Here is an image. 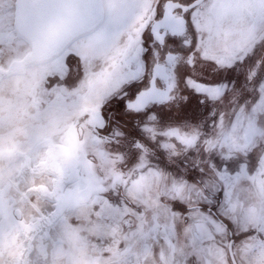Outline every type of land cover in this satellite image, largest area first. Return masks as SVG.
<instances>
[{"label":"rangeland","instance_id":"rangeland-1","mask_svg":"<svg viewBox=\"0 0 264 264\" xmlns=\"http://www.w3.org/2000/svg\"><path fill=\"white\" fill-rule=\"evenodd\" d=\"M165 1L104 0L107 46L94 32L1 79L0 264H231L229 240L248 249L223 227L222 235L208 229L214 238L194 237L173 209L203 198L204 187L177 172H204L206 149L226 143L228 113L264 121V0H205L189 13L195 46L174 77L181 113L157 107L150 122L117 105L129 83L147 82L148 27ZM15 14L16 0H0L4 70L32 52ZM203 126L215 129L203 135ZM109 156L122 164L119 173L109 164L106 177L99 169ZM88 158L97 181L82 189L90 188Z\"/></svg>","mask_w":264,"mask_h":264},{"label":"snow or ice","instance_id":"snow-or-ice-1","mask_svg":"<svg viewBox=\"0 0 264 264\" xmlns=\"http://www.w3.org/2000/svg\"><path fill=\"white\" fill-rule=\"evenodd\" d=\"M103 5L104 0H71L70 5L76 18L75 30L77 32L95 30L102 47L108 45L109 34L113 30L110 21L105 17ZM162 18L163 13L157 17L158 20ZM163 43L166 47L168 44H178L179 41L170 38ZM160 50L158 47L157 51ZM125 91L129 92L130 96L127 102L120 99L117 105L119 108L132 109L135 107L137 111L143 109L145 113L155 110L157 102L150 99L147 94L148 85L143 81L129 83ZM101 115L103 116V113ZM246 155L250 159V154ZM202 163L208 175L201 172L199 167L191 170L186 167L184 173L177 172V176H184L188 183L196 184L198 187L209 185L204 187L203 198L196 201L195 194H193L188 204L177 201L173 210L183 217L184 227L190 228L194 237L199 238L202 227L213 231L216 225H221L225 233L232 231L233 237L240 236L243 238L244 246L251 250V255L248 257L249 264H264V217L255 227L241 232L239 228H235L230 217L224 214L225 202L230 199L234 192V178L239 176L242 165L247 166L245 160L241 156L229 159H225L223 156H213L208 160H202ZM259 165L258 157L257 167ZM193 204L194 207H189ZM213 234L215 235V233ZM228 243L234 248L238 241L232 239ZM235 260L236 257L233 255L231 264H235Z\"/></svg>","mask_w":264,"mask_h":264},{"label":"crops","instance_id":"crops-1","mask_svg":"<svg viewBox=\"0 0 264 264\" xmlns=\"http://www.w3.org/2000/svg\"><path fill=\"white\" fill-rule=\"evenodd\" d=\"M237 116L238 117H233V114L228 113V119H230L229 124L223 129V136H225L224 140L226 143H224L222 149L219 150H217V147L216 149H206L202 160H208L213 156H223L225 159L236 158L237 156H241V158L245 160V164L247 166L245 167L244 165H242L239 176L234 178V192L230 199L225 202L224 211V214L230 217V220L234 222L235 228H239L241 232H243L247 229L255 227L256 224L260 221V219L264 217V121L261 120L259 122H255L251 117L249 120L242 122L240 119L242 117L241 112L238 113ZM203 127V135H205L207 132H210L212 129H215H209L206 126ZM205 129H207L208 131ZM246 154H250V159ZM258 157L260 161L259 167H257ZM103 162H106V164H102V166L100 167L99 171L101 172V174L102 171L106 168V175L108 174L106 177L112 176L111 174H109V164L117 165L115 171L116 173H119V168L122 164V159H120L119 156H109V159H104ZM85 164V166L88 167V181L90 183V188H87L84 185L82 189H93L92 182L97 181V179H94L96 178V172L93 171L94 162L92 161V159L88 158V161ZM202 168L204 171L203 173L205 175H208L205 168ZM40 172H44V169H40ZM103 188L105 189V187L102 186L101 189ZM35 226L37 227L38 224L36 223ZM215 228L217 230V233L219 232L218 235H220V233L222 235V226L216 225ZM200 232L201 235L199 236V239L202 241L211 237L214 238L215 236L214 234H210L208 232V228L206 227H202ZM242 240L243 238L240 237L239 241ZM247 250H242L240 249V246L236 245L235 251L238 259H240L242 256H245L248 262V257L249 255H251V250Z\"/></svg>","mask_w":264,"mask_h":264},{"label":"water","instance_id":"water-1","mask_svg":"<svg viewBox=\"0 0 264 264\" xmlns=\"http://www.w3.org/2000/svg\"><path fill=\"white\" fill-rule=\"evenodd\" d=\"M204 2L205 0H195L190 4L184 5L173 0L167 1L164 6V17L162 20L154 23L153 32L156 33V31L165 27L173 35L186 33L187 21L183 16L177 18L174 13L175 10L181 8L185 13L202 5ZM70 5L71 0H16L15 30L18 35L29 43L32 49V56L30 58L26 57L22 61L21 66L23 68L30 65L48 63L62 55L77 40V37L80 38L81 36L90 35L95 32V30L88 32H77L75 30L76 18ZM44 12V16L40 18L44 24L42 29H35L31 22L34 19L38 21ZM20 29L25 35L27 33L29 37L21 34ZM19 72L15 71V73ZM154 82L152 83V87L148 89V96L157 103L166 102L170 90H161L155 86ZM132 109L137 111L135 107ZM139 111L144 110L140 109ZM230 236H232V233H230ZM229 254L232 260L235 253L231 244H229ZM235 264H239L237 260H235Z\"/></svg>","mask_w":264,"mask_h":264},{"label":"flooded vegetation","instance_id":"flooded-vegetation-1","mask_svg":"<svg viewBox=\"0 0 264 264\" xmlns=\"http://www.w3.org/2000/svg\"><path fill=\"white\" fill-rule=\"evenodd\" d=\"M169 1L166 0L163 3L162 9L160 11V14L163 13V17H164V6L165 3ZM176 2H180L184 5L186 4H190L191 2L195 1V0H173ZM197 8V7H196ZM194 9L188 10L187 12H183L181 8H177L175 10V16L178 17H185L186 21H187V30L186 33L182 34V35H173L169 29L161 28L159 31H156V33L153 32V25L155 22H158L160 20L157 19V17L155 19H153V21H151L150 25H149V33L152 37V41L150 42V44H154L153 50H152V55H151V59L149 61V67L147 70V82L146 84L148 85V89L150 87H152V83L153 81L155 86L161 90H170V94L168 95V100L166 102L163 103H157V106L155 108V110H157V107H161L164 106L165 109H170L171 111H175V113L180 112L177 108H179L180 105H174L173 103L176 102L174 96L177 93L178 90V84L175 81V69L178 67V64L180 62V58L182 53H185V51H187V49H191L195 46L194 43V36L192 35L191 29H190V18H189V13L192 12ZM159 14V15H160ZM170 38H174L177 41H179L178 44H168L165 47V44L163 43L164 41H167ZM159 47V49H161L159 52L157 51V48ZM196 50V49H195ZM197 51V50H196ZM192 58H195V54ZM154 76H155V80H154ZM127 102V100H126ZM183 107V106H182ZM154 110V111H155ZM150 113H145V111H135L133 109H126L127 113H136V115L138 116L137 118H146L151 122L154 121L151 118V114H153V112ZM181 113V112H180ZM146 115V117H144L143 115ZM167 115H172V112H166ZM179 114V113H178ZM142 115V116H141ZM127 117V116H123ZM118 118H122V116H120L118 114ZM145 120V119H144ZM144 120H141L144 121ZM119 121V120H118ZM120 123H123L122 121H119ZM168 124L173 123V122H167ZM108 125H112L110 122L107 123ZM166 124V123H165ZM175 124V123H173ZM182 124V122L180 123ZM188 126V122L184 123ZM183 126V124L181 125ZM124 129L126 128H130V126L125 125V123H123ZM110 128V127H109ZM135 159V158H134Z\"/></svg>","mask_w":264,"mask_h":264},{"label":"bare ground","instance_id":"bare-ground-1","mask_svg":"<svg viewBox=\"0 0 264 264\" xmlns=\"http://www.w3.org/2000/svg\"><path fill=\"white\" fill-rule=\"evenodd\" d=\"M44 14H45V12L43 13V14H41V16L39 17V20L38 21H36L35 19L31 22L32 24H33V27H35V29H42V27H43V22H41V20H40V18H42L43 16H44ZM21 30V29H20ZM20 30H18V31H20ZM20 33L21 34H24L23 32H22V30L20 31ZM94 33V32H93ZM24 36H28L29 37V35L26 33V35L24 34ZM85 36H88V35H85ZM85 36H81L80 38H82V37H85ZM27 38V37H26ZM80 38H78L77 37V40L78 39H80ZM28 39V38H27ZM77 40H75L74 42H76ZM73 42V43H74ZM72 43V44H73ZM71 44V45H72ZM69 48V47H68ZM67 48V49H68ZM66 49V50H67ZM65 50V51H66ZM64 51V52H65ZM32 56V52L30 53V55H28V58H30ZM23 61V60H22ZM22 61H16V62H14V64H13V66L11 67V69L10 70H4V69H1L0 68V81H1V79L4 77V76H9V75H12L13 74V72H15V71H20L19 73L21 74V73H23L24 71H25V69H26V67L25 68H23L22 66H21V64H22ZM51 62V61H50ZM42 64H45V63H42ZM30 66H32V65H30ZM16 74H18V73H16ZM93 188V187H92ZM95 190V189H94ZM93 190V191H94ZM87 194V193H86ZM89 194V193H88Z\"/></svg>","mask_w":264,"mask_h":264},{"label":"trees","instance_id":"trees-1","mask_svg":"<svg viewBox=\"0 0 264 264\" xmlns=\"http://www.w3.org/2000/svg\"><path fill=\"white\" fill-rule=\"evenodd\" d=\"M165 156V155H164ZM203 187H205V186H203ZM230 233L232 232V231H229Z\"/></svg>","mask_w":264,"mask_h":264}]
</instances>
